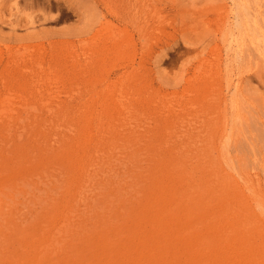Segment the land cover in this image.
<instances>
[{
	"label": "rangeland",
	"instance_id": "1",
	"mask_svg": "<svg viewBox=\"0 0 264 264\" xmlns=\"http://www.w3.org/2000/svg\"><path fill=\"white\" fill-rule=\"evenodd\" d=\"M0 264H264V0H0Z\"/></svg>",
	"mask_w": 264,
	"mask_h": 264
}]
</instances>
